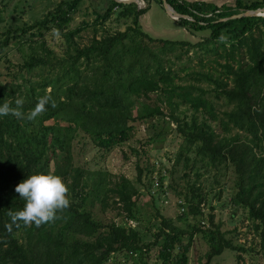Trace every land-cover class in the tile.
<instances>
[{
  "label": "trees",
  "instance_id": "16d2710c",
  "mask_svg": "<svg viewBox=\"0 0 264 264\" xmlns=\"http://www.w3.org/2000/svg\"><path fill=\"white\" fill-rule=\"evenodd\" d=\"M83 1L61 0L43 20L26 28L7 31L0 38L2 55L10 40L21 43L27 32L47 28L51 23V28L59 30L66 42L67 54L57 60L60 73H38L40 80L25 77L17 85L22 92L20 97L25 101V114L46 94L52 96L56 107L50 104L47 112L35 121L10 115L0 117V264H107L111 256L119 252L129 254L135 264H147L154 247L157 248L158 264H188L192 240L197 235L205 237L208 243V251L199 264H211L212 259L224 250L248 252L241 244L234 245L226 238L227 233L214 220L210 204L211 211L206 215L203 213L206 197L201 185H196L202 176L196 166L199 162L207 167L233 170L234 195L230 202L245 210L251 223L249 228L258 237L259 252L264 258V30L260 29V26L264 27V17L231 18L264 8V0L250 3L234 0L232 4L221 5L166 0L175 12L188 17L177 21L186 32L190 35L207 33V37L198 43L187 44L199 48L211 46L216 53L219 43L224 49L226 62L218 64L224 71L217 75L195 73L194 77L195 81L213 84L215 95L223 96L233 104L230 110L222 112L221 117L215 112L213 103L204 97L207 90L192 84L177 85L176 73L166 69L154 56L151 59L154 64L148 63L142 42L174 45L173 41L153 38L142 29L139 17L146 14L148 7L138 10L135 3L106 0L94 11L95 23L103 24L116 14L117 20H130V24L122 32L99 39L93 37L89 45L81 46L75 41L81 27L66 28ZM144 1L149 4L153 0ZM156 2L162 5V0ZM257 30L259 36L255 35ZM222 34L227 37L226 43L219 41ZM226 44H229L228 48H225ZM242 47L248 56L245 63L235 60V52ZM42 49L49 52L45 47ZM5 61L10 63L9 59ZM231 61H235L236 66ZM47 66H54L48 57L32 55L19 65L17 72H11L8 67L10 73L6 76L12 83L16 75L21 74L18 72L29 73ZM82 66L89 73H84ZM48 87L50 91H47ZM150 93H158L159 102L164 98L171 110L169 118L176 123L174 131L183 143L184 148L174 159L175 164L182 161L186 170L181 177L186 191L177 192L181 197L179 206H184L178 219L185 222L191 219L193 223L181 229L172 219L157 213L160 224L152 241L145 243L141 231L128 226L127 221L140 222L133 199L137 193L135 184H142V172L149 173V164L144 168L136 164L134 185L121 177L110 187L106 173L99 170L84 175L73 166L71 147L81 133L103 154L126 143L133 134L131 122L163 116L158 105L146 102ZM20 97L10 95L6 87L0 85V104L8 101L15 106V100ZM180 106L183 108L179 109ZM47 121L54 123L46 125ZM209 121L218 122L221 135L214 131ZM132 152L138 158L149 159L145 150L133 149ZM192 171L193 183L190 182ZM34 174L60 176L69 187L71 205L58 213L59 218L54 222L39 228L35 225L25 227L21 223L19 227L13 225L9 232L6 228L11 223L8 212L21 210L25 203L15 192V187ZM163 180V176L158 179L161 192ZM109 193L122 204L126 213L123 224L104 223L94 213L96 205L102 212L106 209ZM241 258L236 255L237 264Z\"/></svg>",
  "mask_w": 264,
  "mask_h": 264
},
{
  "label": "rangeland",
  "instance_id": "374dc122",
  "mask_svg": "<svg viewBox=\"0 0 264 264\" xmlns=\"http://www.w3.org/2000/svg\"><path fill=\"white\" fill-rule=\"evenodd\" d=\"M60 1L0 0V17L2 19L0 22V38L7 31L26 28L35 22L43 20L47 13L54 10ZM105 1L84 0L76 14L71 18L66 30H74L77 27H81V31L75 37V41L79 45H89L93 37L99 39L107 34H113L118 31L122 32L130 24V20H117L116 14H112L103 24L99 22L95 23L96 15L94 11L95 9L99 10V6H102ZM143 1L140 0V9L148 7V11L139 17L142 29L153 38H162L166 41L174 42V45H162L148 41L142 42L148 63L154 64L151 60L152 56H154L166 69L176 73L177 78L175 82L177 85L185 86L192 84L207 90L208 92L204 94V97L213 103L215 112L221 117L222 112L230 110L233 104L228 103L223 96H216L213 84L205 80L195 81L194 77H196L195 73H213L217 75L224 71L218 65L219 63L224 65L226 62L225 54H223L224 49L219 43L216 44V53L211 50L213 49L211 46H204L202 48L190 46L187 42L196 44L201 39L206 38L207 33L203 31L190 35L184 28L180 27L177 20L172 19L166 13L163 6L159 5L156 0H153L149 4ZM242 1L250 3L256 0ZM215 2L232 4L234 0H215ZM260 29L264 30V27L260 26ZM255 35H260L258 30L255 32ZM42 47H45L49 52H45ZM228 47L229 44H226L225 48ZM32 55L48 57L54 66L36 69L29 73L18 72L21 74H17L11 83L6 76L7 73H10L7 68L10 67L11 72H17L19 65L27 61ZM66 56V42L62 35L59 38L53 35L51 23H48L47 28L33 29L21 38V43L15 42L14 39L10 40V44L5 52L0 55V85L5 86L10 95L20 97L22 92L20 89H17V85L23 82V78L28 77L33 81H38L40 80L38 73H60V65H58L57 60L63 59ZM6 59H9L10 63H6ZM235 60L242 63L248 61L244 47L239 48L235 52ZM231 63L236 66L235 61H231ZM82 69L84 71L83 66ZM151 72L153 73V71ZM84 73L89 72L84 71ZM47 91H50L49 87ZM194 93L197 94L198 92L194 91ZM148 96L149 99L146 102L150 105H158L161 108L163 116L152 117L146 121L131 122L133 134L126 143L115 147L107 154H103L93 146L87 136L81 133L73 140L71 147L73 166L78 168L84 175L99 170L106 173L110 187H113L114 183L121 180V177L132 181L134 185L137 176L136 164L141 168H144L147 163L149 164V173H146V170L142 172V184H135L137 193L133 199L136 200L140 222L127 221L128 226L137 227L141 231L143 242L145 243L152 241V235L157 231V227L160 224V218L157 217V213L165 218L172 219L174 224L181 229H185L188 224L193 223L191 219L188 222L178 219L184 206H179L181 197L177 196V192L182 191L184 193L186 191L185 181L181 179L186 170L182 165V161L178 164L174 163L176 153L183 147L181 138L174 131L176 123L169 118L171 110L167 103L164 102V98L159 102L158 93H150ZM141 100L143 101L144 99L141 98ZM182 108L183 106H180L179 109ZM178 112L177 110L175 113L177 114ZM133 114H135V109ZM209 122L214 131L221 135L222 131L218 122ZM53 123V121H47L45 124L52 125ZM60 125L65 124L60 122ZM158 134H160L159 137H156ZM154 137L156 138L152 140ZM133 149L147 151L149 154L148 161L143 156L138 158L132 152ZM196 166L202 174L196 185H201L206 197L203 213L206 215L211 211L209 209L210 204L213 207V211L211 212L214 215V220L221 224V230L227 233L226 238L230 239L234 245L241 244L248 251L236 253L232 250H224L221 255L212 259L211 264H237V254L242 257L238 261V264H264V258L260 255L258 248V237L249 228L251 223L246 218L245 210L241 207L232 206L230 202L231 197L234 195L233 185L235 183V175L233 170L229 168L225 170V167L219 169L207 167L204 163L200 162ZM193 172H190L191 183L194 181V177H192ZM161 176L164 177L163 192L158 189V179ZM148 183L151 184L150 187ZM107 199L108 206L103 212L100 211V207L97 205L94 208L96 217L107 224L110 222H115L116 224L125 223L126 213L123 211L122 204L118 202L117 197L109 193ZM152 201H154L155 206L152 204ZM114 202L116 204H113ZM207 251L208 243L205 237L199 235L193 237L188 264H199V261L203 260ZM156 256L157 248L154 247L151 249L150 259L146 263L158 264ZM135 263L129 254L119 252L113 254L107 264Z\"/></svg>",
  "mask_w": 264,
  "mask_h": 264
},
{
  "label": "clouds",
  "instance_id": "9594fccd",
  "mask_svg": "<svg viewBox=\"0 0 264 264\" xmlns=\"http://www.w3.org/2000/svg\"><path fill=\"white\" fill-rule=\"evenodd\" d=\"M53 35L59 38V30L53 29ZM219 41L226 43L227 37L222 34ZM24 103L22 97L15 100V106L5 101L0 104V117L10 115L16 119L35 121L47 112L50 104L56 107L55 100L50 94L40 97L34 108L27 114L23 111ZM15 192L25 203L21 210L8 212L11 223L6 225V228L9 232L13 225L19 227L21 223L25 227L35 225L39 228L46 223L54 222L59 218L57 214L64 212L71 205L69 187L60 176L55 174L31 175L15 187Z\"/></svg>",
  "mask_w": 264,
  "mask_h": 264
},
{
  "label": "water",
  "instance_id": "95a60500",
  "mask_svg": "<svg viewBox=\"0 0 264 264\" xmlns=\"http://www.w3.org/2000/svg\"><path fill=\"white\" fill-rule=\"evenodd\" d=\"M116 2L118 3H122V4H131V3H135L138 7V9H140L141 7L137 4L136 1L134 0H115ZM162 6L163 8L165 9L166 13L171 16V15H174L176 18L175 20H179L180 18H188L187 16H184V15H180L178 14L177 12L174 11V9L167 4L166 0H162ZM243 16H257V17H264V8L262 9H257V10H254V11H247L243 14H240V15H235V16H232L231 18H239V17H243ZM192 20V18H189ZM223 20H226V19H223Z\"/></svg>",
  "mask_w": 264,
  "mask_h": 264
},
{
  "label": "crops",
  "instance_id": "0c3cea01",
  "mask_svg": "<svg viewBox=\"0 0 264 264\" xmlns=\"http://www.w3.org/2000/svg\"><path fill=\"white\" fill-rule=\"evenodd\" d=\"M194 1H197V0H194ZM198 1L211 2V3H215L216 5H221V3H216L215 0H198ZM189 2H193V1H189Z\"/></svg>",
  "mask_w": 264,
  "mask_h": 264
},
{
  "label": "bare ground",
  "instance_id": "6f19581e",
  "mask_svg": "<svg viewBox=\"0 0 264 264\" xmlns=\"http://www.w3.org/2000/svg\"><path fill=\"white\" fill-rule=\"evenodd\" d=\"M134 1H136V2H137V4H139V5H140V0H134ZM170 17H171L172 19H175V18H176L174 15H171Z\"/></svg>",
  "mask_w": 264,
  "mask_h": 264
}]
</instances>
